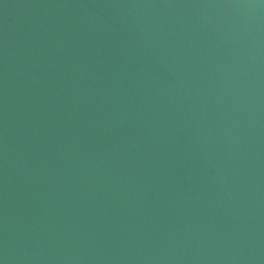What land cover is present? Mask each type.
<instances>
[{
    "label": "water",
    "instance_id": "water-1",
    "mask_svg": "<svg viewBox=\"0 0 264 264\" xmlns=\"http://www.w3.org/2000/svg\"><path fill=\"white\" fill-rule=\"evenodd\" d=\"M2 264H264V0H0Z\"/></svg>",
    "mask_w": 264,
    "mask_h": 264
},
{
    "label": "snow or ice",
    "instance_id": "snow-or-ice-1",
    "mask_svg": "<svg viewBox=\"0 0 264 264\" xmlns=\"http://www.w3.org/2000/svg\"><path fill=\"white\" fill-rule=\"evenodd\" d=\"M0 264H2V262H0Z\"/></svg>",
    "mask_w": 264,
    "mask_h": 264
}]
</instances>
